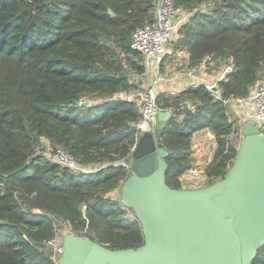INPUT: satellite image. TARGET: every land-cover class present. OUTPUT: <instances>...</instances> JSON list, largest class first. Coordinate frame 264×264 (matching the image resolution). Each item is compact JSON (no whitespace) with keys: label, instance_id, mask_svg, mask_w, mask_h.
Wrapping results in <instances>:
<instances>
[{"label":"trees","instance_id":"1","mask_svg":"<svg viewBox=\"0 0 264 264\" xmlns=\"http://www.w3.org/2000/svg\"><path fill=\"white\" fill-rule=\"evenodd\" d=\"M155 2L0 0V264H56L47 243L59 223L111 249L143 244L135 212L109 194L133 171L122 163L132 161L141 114L123 94L141 89L136 79L146 68L130 38L153 20ZM175 3L191 12L175 42L188 67L232 62L221 94L248 97L264 71V0ZM158 103L172 112L161 135L168 185L184 188L193 136L206 129L217 144L208 185L223 179L238 154L228 108L203 84L160 94ZM43 137L98 169L75 173L53 163ZM254 264H264V246Z\"/></svg>","mask_w":264,"mask_h":264},{"label":"water","instance_id":"2","mask_svg":"<svg viewBox=\"0 0 264 264\" xmlns=\"http://www.w3.org/2000/svg\"><path fill=\"white\" fill-rule=\"evenodd\" d=\"M171 116L160 111L155 129L141 136L121 187L143 244L111 249L67 232L59 264H254L264 246V127L243 123L244 138L223 179L175 189L167 183L169 152L161 138Z\"/></svg>","mask_w":264,"mask_h":264},{"label":"built area","instance_id":"3","mask_svg":"<svg viewBox=\"0 0 264 264\" xmlns=\"http://www.w3.org/2000/svg\"><path fill=\"white\" fill-rule=\"evenodd\" d=\"M153 13V20L136 27L130 38L131 50L138 52L143 56L146 74L154 73L153 75L155 77L153 78V81H150L151 83L149 82V85H143L142 83L141 88H143V91L140 89L137 92L123 95L128 98L131 95L132 98L136 99L140 107L141 118L135 124L137 131L136 145L134 146L132 153L135 151L141 136L145 132L153 131L155 129V125L158 122L159 112H171V110H164L160 107L158 103V97L160 94L156 92L155 86L162 79L159 70L160 66L168 55L172 43L176 42L179 38L180 28L190 20L191 16V12L182 6H177L175 0H156ZM202 64V68L207 70L208 65H206V62H203ZM210 64H212V62H210ZM234 68V64L229 63L218 71L217 78L213 82H204L202 84L228 108L230 120L238 126L237 133L239 134V138H233L236 147L239 150L244 138L242 134V125L244 122L254 120L264 127V71L261 78L252 88L248 97H238L234 95L223 97L219 89V82L225 80L227 75L234 71ZM202 84L195 83L191 87H198ZM198 145L199 144L194 143V150L199 148ZM44 151L46 157L53 163L75 173L90 174L98 169L97 166H85L81 164L71 153L62 147H55L52 145V147L47 148ZM122 165L130 169L129 163L123 162ZM184 175H186V179L183 180L180 178L181 183H184L186 180L196 184L203 179H207L206 168H203L202 166L190 167L185 171L183 176ZM121 187L122 185L112 191L109 195L115 201H119L131 217L136 218L131 209L125 207L121 202ZM67 232H73L69 226L66 225L64 229L57 227L55 237L47 243L51 248L50 250L53 253V259L56 264H59L64 234Z\"/></svg>","mask_w":264,"mask_h":264},{"label":"crops","instance_id":"4","mask_svg":"<svg viewBox=\"0 0 264 264\" xmlns=\"http://www.w3.org/2000/svg\"><path fill=\"white\" fill-rule=\"evenodd\" d=\"M202 66L203 64L199 67V69H190L188 67V53L185 50L177 49L172 45V47L169 49L168 55L159 69L162 79L155 86L157 93L167 96H174L191 87L195 83L202 84L204 82H213L217 78V73L219 70H212L209 72L203 69ZM153 74L154 73H147L146 76L144 75L141 77L143 85H149L151 83H149V80L153 81V78H155ZM196 135L198 136V134ZM209 135L211 136L210 139L212 140L211 144L209 145L210 148L207 147L206 142H202L201 144L196 142L199 137L196 138V141H194L193 136V141L199 144V148L194 150L192 167L202 166L203 168H207V166L211 163L217 144L214 135ZM181 178L183 180L186 179V175H182ZM182 185L183 187H197V185L194 183L186 180L184 183H182Z\"/></svg>","mask_w":264,"mask_h":264},{"label":"rangeland","instance_id":"5","mask_svg":"<svg viewBox=\"0 0 264 264\" xmlns=\"http://www.w3.org/2000/svg\"><path fill=\"white\" fill-rule=\"evenodd\" d=\"M172 45L175 47V42H173L172 43ZM181 50V49H180ZM206 61H209V59L208 60H206ZM232 63V62H231ZM206 65H208V69H207V71H209V72H211L212 70H215V71H217V70H221L225 65H227V64H223V63H221V62H216V61H212V64H208V62H206ZM138 79H136V81H141V78L140 77H137ZM146 81V80H145ZM142 82V81H141ZM149 82H150V80H149ZM141 91H143V88H141ZM156 92H157V90H156ZM134 94V93H133ZM124 95V94H123ZM129 98H132L131 97V95H130V97ZM183 118V116H181L180 117V119H182ZM196 134H198V136L196 135ZM195 135H194V141H196V138H198V140L196 141V142H199L200 144L202 143V142H206L207 143V147L208 148H210L209 147V145L211 144V142H212V140L210 139V135L209 134H212L209 130H203V132H200L199 131V133H196ZM213 135V134H212ZM233 137L236 139H238L239 138V134L238 133H236L235 135H233ZM205 140V141H204ZM196 142H194L195 144H197ZM41 143H42V147H44V149H47V148H50V147H52V145H51V143H50V140H48L47 138H45V137H43L42 139H41ZM42 150V149H41ZM210 150V149H209ZM130 164V169H133L132 168V163H129ZM205 181H206V183H205ZM210 182H209V179H208V177H207V179H203V180H201V181H199V182H197L195 185H197V187H186V188H200V187H204V186H208V184H209ZM65 224H61V223H59V227L60 228H65ZM47 247L49 248V249H51L50 248V246L49 245H47Z\"/></svg>","mask_w":264,"mask_h":264}]
</instances>
